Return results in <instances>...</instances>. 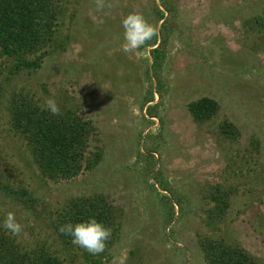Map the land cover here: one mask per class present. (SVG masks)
<instances>
[{"label": "rangeland", "instance_id": "374dc122", "mask_svg": "<svg viewBox=\"0 0 264 264\" xmlns=\"http://www.w3.org/2000/svg\"><path fill=\"white\" fill-rule=\"evenodd\" d=\"M53 5L54 27L33 57L40 68L17 73L0 48V222L13 212L23 225L18 236L0 229V239L9 249L85 264L55 222L74 200L104 197L119 225L110 264L119 256L126 264H207L201 238L241 246L264 264V0ZM129 13L159 30L137 54L122 50ZM21 97L37 107L55 99L60 113L89 123L74 179L42 174L16 128ZM202 100L216 112L200 121L189 107ZM220 196L226 208L211 220Z\"/></svg>", "mask_w": 264, "mask_h": 264}, {"label": "trees", "instance_id": "16d2710c", "mask_svg": "<svg viewBox=\"0 0 264 264\" xmlns=\"http://www.w3.org/2000/svg\"><path fill=\"white\" fill-rule=\"evenodd\" d=\"M53 1L0 0V48L2 56L15 60L17 73L40 68L41 57L35 60L33 57L43 50L49 38L46 35L54 27L56 13ZM162 6L169 13L167 4L163 3ZM160 18V21L165 20L161 12ZM167 21L166 19L163 24ZM161 47L162 44L153 51L155 63L160 58ZM17 104V107H13L16 128L32 147L33 156L44 177L53 181L74 179L82 169L85 146L93 132L89 123L63 113L53 116L33 105L28 98H19ZM189 110L200 121L214 116L216 112L215 107L204 100L191 104ZM222 131L226 136L233 137L231 125H225ZM219 200L221 205L218 206L217 215L210 217L211 220H219L223 216L224 210L221 206L226 208V203L221 196ZM176 204L183 213V202L178 198ZM172 209L174 213L173 205ZM89 217L95 218L112 231L109 241L106 242L105 251L96 256L73 245L70 237L58 231L59 227L67 222L77 223ZM117 220L116 210L104 197H90L71 202L58 213L55 225L60 236L70 246L78 249L79 254H74L77 261L81 258L85 264H110V253L116 242L119 227ZM199 244L207 264H261L259 259L251 256L241 246L232 247L223 241L209 238H201ZM41 252L30 254L9 249L0 239V264H64L58 257L45 254V251Z\"/></svg>", "mask_w": 264, "mask_h": 264}, {"label": "clouds", "instance_id": "9594fccd", "mask_svg": "<svg viewBox=\"0 0 264 264\" xmlns=\"http://www.w3.org/2000/svg\"><path fill=\"white\" fill-rule=\"evenodd\" d=\"M106 7V0H96V8L102 10ZM123 28L124 44L122 50L125 53L137 54V49L144 47L146 42L151 41L158 35V27L150 24L141 13H129L121 22ZM42 111L51 115L60 114V108L55 99L44 98L38 105ZM0 229L6 234L18 236L23 225L17 221L15 213L8 212L0 222ZM58 231L71 238V243L90 255L96 256L105 251L106 242L109 241L112 231L95 218L89 217L77 223L67 222L61 225ZM112 264H126V257H114Z\"/></svg>", "mask_w": 264, "mask_h": 264}]
</instances>
